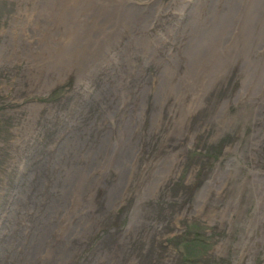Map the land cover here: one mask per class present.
Instances as JSON below:
<instances>
[{
  "label": "rangeland",
  "instance_id": "1",
  "mask_svg": "<svg viewBox=\"0 0 264 264\" xmlns=\"http://www.w3.org/2000/svg\"><path fill=\"white\" fill-rule=\"evenodd\" d=\"M57 2L0 0V264H264V0Z\"/></svg>",
  "mask_w": 264,
  "mask_h": 264
},
{
  "label": "bare ground",
  "instance_id": "2",
  "mask_svg": "<svg viewBox=\"0 0 264 264\" xmlns=\"http://www.w3.org/2000/svg\"><path fill=\"white\" fill-rule=\"evenodd\" d=\"M71 1L73 0H58V2L56 3L55 9L53 7H50V10H54L53 14L60 16V20L62 17V14L65 12V10L67 9V7L69 6V4L71 3ZM79 3V2H78ZM53 8V9H52ZM74 9V8H73ZM58 11L59 14H56ZM48 16V15H47ZM53 17V16H52ZM56 17V16H55ZM63 19V18H62ZM129 20V19H128ZM133 21V20H132ZM58 22V21H57ZM131 22V21H130ZM57 26V25H56ZM85 65V64H84Z\"/></svg>",
  "mask_w": 264,
  "mask_h": 264
}]
</instances>
